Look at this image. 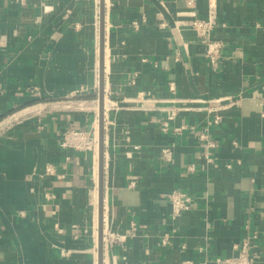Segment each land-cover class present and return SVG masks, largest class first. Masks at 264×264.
Masks as SVG:
<instances>
[{"label": "crops", "instance_id": "1", "mask_svg": "<svg viewBox=\"0 0 264 264\" xmlns=\"http://www.w3.org/2000/svg\"><path fill=\"white\" fill-rule=\"evenodd\" d=\"M210 4L216 68L187 27ZM99 45L100 0H0V264H98L99 165L61 140L99 127ZM104 61V232L122 238L109 264H215L249 233L264 264V0H105ZM175 190L197 208L173 218Z\"/></svg>", "mask_w": 264, "mask_h": 264}, {"label": "built area", "instance_id": "2", "mask_svg": "<svg viewBox=\"0 0 264 264\" xmlns=\"http://www.w3.org/2000/svg\"><path fill=\"white\" fill-rule=\"evenodd\" d=\"M48 1V0H46ZM195 2L196 0H191ZM49 10L48 7H46ZM190 17V21L187 22V27L195 34L198 42L203 45L205 51V57L210 62L213 68L219 66L220 62L224 58V49L225 45L223 42L214 39V32L218 26V10L216 5L210 4L208 9V15L206 18H198L195 14L190 13L188 15ZM137 28V24H135ZM134 83V82H133ZM169 90L176 95V83L171 81L169 82ZM145 94H139V98L143 100L149 101ZM231 100H219L220 107L215 108H206L209 113H214V120L209 123V126L212 124L218 125L222 122V116L217 112L218 110H222L224 108H228L231 105H234V102H230ZM174 102H183L180 100H174ZM185 103V102H184ZM217 104V103H216ZM219 105V104H218ZM186 110L185 108L178 107L174 108L171 111V114L167 117L166 120L163 121V127L165 130L169 128V122L174 120L178 114V111ZM109 112V110H108ZM107 117V110L105 112ZM107 125L105 124V129ZM184 127L178 129V131L183 130ZM200 140L205 145V152L203 154L204 159L208 164H212L214 162L213 152L218 147L217 143L211 139L209 135V130H205L199 136ZM99 144V141H98ZM96 141H95V132L92 134L91 132L79 130V129H68L62 134L61 147L64 149H71L77 152H85L91 153L95 151ZM138 149V147H136ZM163 158L166 161H172L173 159V151L171 148H166L163 150ZM188 171L193 173L196 171L194 165L188 166ZM48 175H56L55 166H49L46 170ZM59 178H62L59 176ZM51 199L53 196H49ZM169 200L172 207V217L179 218L186 212H190L191 210L196 209V198L186 192L181 190H175L169 195ZM110 239V240H109ZM259 240V236L257 234L249 233L244 240L234 246L235 254L231 257L227 258H218L215 264H255V248L257 246ZM122 238L119 235L109 234L107 240L105 241L106 248L110 242V244H114L116 242H121ZM168 239L165 238L163 240V244H167Z\"/></svg>", "mask_w": 264, "mask_h": 264}, {"label": "water", "instance_id": "3", "mask_svg": "<svg viewBox=\"0 0 264 264\" xmlns=\"http://www.w3.org/2000/svg\"><path fill=\"white\" fill-rule=\"evenodd\" d=\"M100 118H99V227H98V264H104L105 246H104V199H105V0H100Z\"/></svg>", "mask_w": 264, "mask_h": 264}, {"label": "bare ground", "instance_id": "4", "mask_svg": "<svg viewBox=\"0 0 264 264\" xmlns=\"http://www.w3.org/2000/svg\"><path fill=\"white\" fill-rule=\"evenodd\" d=\"M99 47H100V45H99ZM100 51V50H99ZM108 59H107V56H106V70L108 71V61H107ZM98 68L99 67H97V70H98ZM106 71V72H107ZM99 77H100V75H99ZM97 109V108H96ZM96 127H98V123L96 124ZM94 132H95V141H96V146H95V151H97L98 150V162H97V159L96 158H94V156H95V151L93 152V161H94V166H95V168H97V166L99 165V144H98V141H99V127L97 128V129H95L94 130ZM99 168V167H98ZM98 180H99V170H98ZM99 182V181H98ZM98 199H99V193H98ZM98 213H99V210H98V212L96 211V213H95V215H96V220H95V228H94V230H95V239H96V241H97V239H99L98 238V235H99V233H98V227H99V218H98ZM105 231V230H104ZM108 232H106V234H105V232H104V236H105V238H104V241H106L107 240V238H108ZM105 257V256H104ZM104 264H109V261H108V258H104Z\"/></svg>", "mask_w": 264, "mask_h": 264}, {"label": "rangeland", "instance_id": "5", "mask_svg": "<svg viewBox=\"0 0 264 264\" xmlns=\"http://www.w3.org/2000/svg\"><path fill=\"white\" fill-rule=\"evenodd\" d=\"M94 132H92V134H93ZM108 234H110V232H108ZM104 238H105V236H104ZM104 246L106 247V244H105V241H104ZM105 262V261H104Z\"/></svg>", "mask_w": 264, "mask_h": 264}]
</instances>
